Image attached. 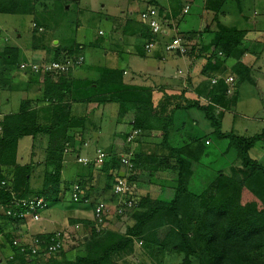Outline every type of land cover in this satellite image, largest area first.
Instances as JSON below:
<instances>
[{"label":"trees","instance_id":"trees-1","mask_svg":"<svg viewBox=\"0 0 264 264\" xmlns=\"http://www.w3.org/2000/svg\"><path fill=\"white\" fill-rule=\"evenodd\" d=\"M40 1L49 0H0V13H19L30 6L35 10ZM206 1V8L216 15L227 2ZM180 10L181 6L172 15L176 17ZM166 17L170 18V15ZM215 24L216 29L211 28L212 24L204 27L200 23L195 29L180 31L182 45L189 47L187 54L199 55L213 48L211 54L207 51L209 66H205L204 74H221L223 77L216 84L204 83L205 92H199L210 100L208 105L201 104L200 96L189 98L183 93L169 95V106L164 101L155 106L153 99L147 97L149 93L140 90L137 84L126 82L127 72L123 67L101 68L96 84L90 83L100 93L95 95L92 92L84 97V101L71 93L72 89L81 90L79 83L83 80L77 81L71 76V68L80 63H74L65 72L49 66L64 58H78L86 43L74 41L69 46L59 43L52 47L46 44L44 50L48 57L38 61L35 68L32 59L21 58L23 50L19 46L5 44L10 41L2 38L1 43L5 45H0V91L29 93L37 84L40 94H27L17 111L4 113L0 110V263L5 256L9 264H120L123 260L130 264L133 261L129 257L135 254L141 243L146 254L155 255L153 264H166L169 254L183 257L177 264H264V164L250 154L256 143L264 141V128L253 135L243 136L224 131L222 123L225 111L237 104L240 85L246 81L255 82L252 63L256 60L245 58L246 54L253 52L247 39L252 29L216 20ZM35 25L36 40L37 31L44 32L45 29L37 23ZM145 28L147 31L142 35L148 41L140 46L141 56L145 50L147 52L145 46L151 39L163 40L148 25ZM208 33L213 36L205 42L204 36ZM95 44L98 42L89 45ZM163 46L165 51H177L167 49L168 44ZM22 63L26 66L22 67ZM10 71L13 72L11 78L6 75ZM229 76L235 79L230 92V84L226 82ZM29 102H35L37 108H28ZM94 102L97 105L117 103L122 118L130 121L132 128L116 134L122 141V155L114 150L97 149L96 157H83L75 162L72 153L75 151L81 155L86 146L84 135L95 110L79 114V106L74 112L73 105L84 103L89 107ZM193 107L205 112L217 139H229V146L236 149L237 159L243 164L241 171L234 167L228 173L220 169L216 178L201 191H192L189 183L193 163L199 162L211 141L207 134L196 133L197 127L191 118H181L183 113H177L180 109ZM218 107L223 109L216 112ZM154 133L161 134L159 141L152 138ZM44 135L50 139L45 163L33 159L21 162L19 141L32 137L35 145L37 137ZM181 136L187 139L172 142V137ZM76 141H79L77 148ZM101 152L105 156L98 163L97 156ZM68 163L78 166L71 179L65 177L64 167ZM36 167L41 168L35 170ZM140 171H148L150 176L158 171L176 173L173 199L166 201L161 195L148 191L136 197L133 193L131 197L134 199L127 196L128 201L133 202L129 207L125 206V203L129 205L128 201L105 206V195H110L119 183L126 182L129 187L121 196L131 194L130 189L135 183L139 188L137 178ZM36 177H40L39 181H35ZM74 182L80 185V196H72L70 191L71 199L65 201V194L72 189ZM39 199H46L48 207L58 205V201L70 202L66 204L68 223L76 228L83 225L80 230L88 236L83 241L85 248L82 251L74 250L69 255L60 250L68 230L60 235L62 241L56 232L42 233L38 239L43 238V241L37 244L25 240V234H19V222L26 230L34 221L33 214L27 213L28 204ZM123 206L131 211L121 210ZM114 212L121 217L125 213L131 214L134 221L123 236L114 234L110 222ZM162 230L164 232L160 234ZM50 245H56V251H50Z\"/></svg>","mask_w":264,"mask_h":264},{"label":"rangeland","instance_id":"rangeland-1","mask_svg":"<svg viewBox=\"0 0 264 264\" xmlns=\"http://www.w3.org/2000/svg\"><path fill=\"white\" fill-rule=\"evenodd\" d=\"M228 1V7L233 6L235 9V4L237 3L236 0ZM43 3L44 4L38 3L36 5L33 14L0 15V31L3 33V37L10 41L5 44H11L13 46L16 44L19 46L23 50L21 58L32 59L34 63L38 64V61L47 56V53L44 50V45L47 44L52 47L51 44L55 42V40L52 39H58L60 41L59 43L62 45H64V43H69L72 39L86 43L87 46L84 49L86 62L83 65V69H87V67L92 66L94 63L112 66L116 65V63L122 59L132 61L135 58L133 54L126 53L124 50L126 44L121 41L125 31L124 28L121 24L119 30L113 28V25L117 26V28L119 25L115 20V17L124 18L128 16V13L123 14V10L128 9L130 4L129 0H79L78 2L70 0L69 3H66L65 1L60 2L51 0L44 1ZM199 5V2H197L196 5L192 6L189 13L179 17V19H181L179 27L177 25V27H175L176 20H171L169 22L160 17L161 28L158 30L160 32H158L157 35L168 39L167 41H164L165 44L171 43L175 37L180 38V31L184 32L195 29L199 27L200 23L202 24L203 21L204 25L205 21L207 22L208 20L209 22L212 19L209 18V15L205 16V18L200 16V12L205 14V11L203 8L201 9ZM68 6L69 8H67ZM136 6L140 5L138 4ZM136 6H134V8H136ZM244 6L245 17L239 16L238 13H229L227 20L230 19L232 24H237L239 27L243 28H246L251 24V20L260 21L257 26L258 28L252 29L249 32L251 37H258L261 40V46L256 44L251 47L253 48V52L251 53L250 59H256L253 66V77L255 82L251 83L250 81H246L240 85V98L238 104L234 109L227 112L225 120H223V129L225 131H233L235 134L249 136L260 132L264 128V0H244ZM134 16H137V13H134ZM222 18L223 16L220 18L221 21ZM36 23L40 27H43L45 31H37V39L35 40L34 26ZM250 35H248V38ZM204 38L205 42L210 41L209 34H206ZM92 42H98V44H95L94 46L89 45ZM5 44L1 43L0 45L4 46ZM119 44L121 48L119 47ZM53 45L56 44L54 43ZM32 46L36 48L32 49ZM257 51L258 54L256 53ZM174 54V51H168L165 52L163 60L155 58L157 64L164 63L168 65V71H166L167 69H164V73H160L156 68H152V72L149 73L151 74V78L148 81L157 83L168 81L173 85L177 82L175 86H180L182 82L179 80L181 79V76L185 75V72L179 73L177 70L179 69L178 66L174 67L170 62V58ZM116 55L119 56L118 60H116ZM68 59L75 60L73 57ZM137 59L139 58L137 57ZM181 67L186 69V66L184 65ZM91 69L96 74V71L93 68ZM129 69L131 70L135 68L129 66ZM97 71H99L98 68ZM6 75L11 78L13 72H7ZM203 75L205 76V74ZM201 78L206 79L202 76ZM98 79L99 78L94 79L93 84L98 81ZM90 83L91 80L80 82L79 86L81 90L76 91L72 89V95L76 97H86L92 92H99L98 89ZM88 85L89 87H87ZM31 92L35 94L38 93L37 96L40 94L39 91H30L29 93ZM29 93L11 90L0 91V110L3 112L17 111L21 100ZM7 95L8 100L6 101L5 99L7 98ZM200 100L203 105H208L210 103V100L207 98H201ZM176 101L177 99L174 100V102ZM34 104L35 102H29L27 103V107L32 108ZM33 108H37V106H34ZM216 112L218 111L216 110ZM177 113L179 115L183 113L180 116L181 118H191L195 123L194 126L197 127L196 133L200 135L207 134L208 139L211 141L210 144L206 146V153L199 157V162L193 163V175L190 178L189 183L192 191L203 190L216 178L218 174L217 171L220 169L227 173L232 167H234L235 170L241 171L243 164L241 160L237 159L236 149L229 146V139H217L212 133L214 128L211 121L206 117L203 110L198 108L180 109ZM122 117L123 115L120 113L119 105L117 103H106L102 105V108L100 106L95 110L88 123L86 134L84 135L87 143L85 144L86 146L83 147L80 157H96L97 149L107 151L114 150L121 153L122 146H120V142L122 141L119 136H116V134L119 132L126 133L130 130V125H128V122L125 121L126 119ZM37 138L35 145H33L32 137H25L19 141L18 152L20 154L19 160L21 162H29L33 159L38 162L43 161V164L45 163L46 154L49 151L48 142L50 139L45 135ZM172 138L174 139V141H172L173 143H180L183 141L184 136ZM149 139H151V137H149ZM154 139L156 140V138ZM77 143H79V141H76V148L79 147ZM76 153L77 152L75 151L72 153L75 158ZM250 154L264 164V141L256 143L251 149ZM79 166L81 167L80 164ZM40 168L41 167H36L35 170H39ZM64 168L65 177L68 179H71V176L75 177L74 172L78 168L77 164L74 165L68 163ZM138 174L137 179L139 180V189L136 187L138 190L137 193L144 194L145 192L151 191L153 194L159 195L160 189H163L160 194L161 197L166 201L173 199L175 189L172 186L175 183L176 175L166 174L164 171L155 172L152 176L149 175L148 171H140ZM40 177H36L35 181H39ZM162 180L167 181L162 182ZM36 186H39V184H36ZM134 187L135 186L132 187V194L134 193ZM127 189H129L128 185L125 190ZM70 191L72 192V189H69V191L66 192L64 198L65 201L71 199V195L69 194ZM125 199L126 201L129 200L128 198ZM68 203L70 204V202L58 201L56 203L58 205L50 206L44 210L43 213L41 212L39 217H34L31 226L26 230L23 229L24 224L22 225L19 222V234H25V240L31 243L33 237L32 241L39 240L38 235L41 233L47 234L49 232H56V234L59 235V240L62 241L60 235L68 230V235L65 236L63 242H61L62 247L60 250L63 249L64 252L69 255L73 253L74 250L82 251V249L85 248L83 241L87 240L88 236H84L80 230L83 225L76 228L68 223L66 206ZM104 204L107 206L108 203L105 202ZM128 204L129 205L125 204V206L129 207L133 202L128 201ZM117 205L118 204H115V206ZM121 210L125 211L126 209L123 206ZM126 211H131V209H127ZM110 222L115 229L114 234L116 236H123L126 234L128 226H131L134 223L131 214L126 215L125 213L121 217L115 212L113 213ZM162 232L164 231L162 230L160 234ZM40 241H43V238H40L39 242ZM50 251H52V249H50ZM129 258L133 261V263L130 262V264H153L156 260L154 254L145 253L141 243L138 244L135 254L131 255ZM182 258L181 255L169 254L165 263L177 264ZM1 259L2 258H0V260ZM0 264H9L5 256L4 261ZM120 264L128 263L126 260H123Z\"/></svg>","mask_w":264,"mask_h":264},{"label":"crops","instance_id":"crops-1","mask_svg":"<svg viewBox=\"0 0 264 264\" xmlns=\"http://www.w3.org/2000/svg\"><path fill=\"white\" fill-rule=\"evenodd\" d=\"M63 1H65L67 3L70 2V0H63ZM43 2L44 1H40L39 3L44 4ZM60 2H62V1H60ZM129 2H130V4H129L128 9L123 10V14L128 13V16L124 17V18L123 17H120V18L115 17V20L117 21V23L119 25H118V28H117V26L113 25V28L119 30L120 24L124 28L125 31H124V34H123V37L121 40L122 43L126 44V48H124V50L126 51V53L133 54L135 56V58L132 61L128 60V59L127 60L122 59L119 62H117L116 65H112V66L94 63L92 66L87 67V69H83V65L85 64L86 59H85V53L81 52L80 54L84 57V59L82 61L83 63L80 64L79 66H74L71 68V72H72L71 74L73 75L72 78L75 79L76 77H78L75 79L77 81H82V80L83 81H89V80L94 81V79L99 78L101 68H103V67H109V68H113V67L122 68L123 67V68H125V70L127 72V74L125 75L126 82H128L132 85L137 84V87H140V90H144V91H146V93H149V96H147V97H151V99H153V101L155 102V106H157L159 104V101H162V102L164 101L169 106L170 101L169 100L167 101V98L169 95L170 96L171 95H179V94L184 93L185 96L189 97V98H196L197 96H200V98H202V99L206 98V97H204L203 94L199 93L200 91L205 92L204 83L207 82L210 85L216 84L218 82V80L223 77L221 74L213 75V76H210V75L204 76L203 75L204 70L206 69L207 66H209L207 64L208 63V53L211 54V51L213 50V48L205 50V53H199V55H198V53H196V54L193 53V54L189 55V53L187 54L188 51L185 54H182L179 50L175 51V54L170 58V62L173 64L174 67L178 66L179 69H177V70L179 73L185 72V75L181 76V79L179 80L182 82V83L180 82L181 83L180 86H178V87L175 86L177 84V82L175 85H173L172 83H170L168 81L160 82V83L148 81L151 78V74H149V73L152 72V70H153L152 68H156L160 73H164V69L166 70L168 68V65H166L164 63L157 64V62L155 60V58H157L159 60H163L165 52H168V50L167 51L164 50V46H163L165 44L163 41H167L168 39L163 38V40L161 41L160 38L158 39V37H156V43L154 45L153 50H151V51L147 50L148 53L145 50L143 56L139 55L140 46L148 41L142 35V34H145L147 31L145 28V25H147V24L142 22V20L140 19L141 11L145 10L147 8H153L154 10L157 11V13L164 14L163 16H161L162 18H164V20L169 21V22L171 20H176L177 22L175 24V27H177L178 26L177 23L178 24L181 23V19H179V17L184 15V14L189 13L192 6L196 5L197 2H199V4H200L199 7L201 9L203 8L205 11V14L200 12L201 13L200 16L205 18V16L209 15V18L213 19V20L211 19L209 22L206 19L207 22L205 21L204 25H203L204 21L202 20L203 21L202 26L206 27V26H209L210 24H212L213 26H211V28L216 29L215 20H216V22L221 21L220 18L222 16H223V18H222L221 22L227 23L229 25H237V24H232L230 19L227 20L229 13H231V14L238 13L239 16H241V17L246 16V14L244 12V9H245L244 8L245 7L244 6V0H236L237 3L235 4V9L233 8V6L228 7L227 3L229 1L227 0L226 4L223 7L222 12L220 11L217 15L215 12H213V10H208L206 8V4H207L206 0H129ZM138 4L140 6H136ZM134 6H136V8H134ZM179 6H181V10H180V12L177 13V15L175 17L174 14L172 15V13H174ZM67 8H69V6ZM28 9L30 10L29 12H27ZM185 9H187V10H185ZM27 10L21 11L19 13H13V14H15V15L21 14L22 15V14H33L35 12V10H33V8L31 6L29 8L27 7ZM134 13H137V16H134ZM3 14H5V13H0V15H3ZM167 14L170 15L171 19L166 17ZM259 22H260L259 20H251V22H250L251 24H249L246 28L257 29ZM137 23H138V26L136 25ZM239 28H243V27H239ZM208 34H209V40H211L213 34L212 33H208ZM248 35H250V33H248ZM248 35H247V39L249 40L248 41L249 46H254L256 44L261 46L260 38L251 37V35L248 38ZM180 37L182 38V36H180ZM2 38H4L3 33L0 31V40H2ZM4 39H6V38H4ZM52 40H55V42H53V44L55 43L56 45L59 44V42H60L58 39H52ZM70 41H69V43H64V45L69 46L74 41L76 43L77 42L82 43V41H77L75 39H72ZM53 44H51V45L54 46ZM119 47H120V44H119ZM186 47L189 48L188 46H186ZM83 49H85V48H83ZM207 51H208V53H207ZM219 53L221 54L222 52H219ZM116 56H117L116 60H118L119 56L118 55H116ZM137 57L139 59H137ZM245 58H248L249 60H251L250 59L251 53L246 54ZM64 59L60 60V62L66 61ZM253 60L255 61L256 59H253ZM228 62L230 63V61H228ZM254 63L255 62H253L252 64H254ZM182 65L186 66V69L182 68L181 67ZM129 66H131L135 69L130 70ZM91 68H93L96 71V74L92 71ZM97 68L99 69V71H97ZM166 71H168V69ZM131 73L135 74V75H132ZM201 76L205 77L206 79L201 78ZM160 77H162V76H160ZM230 77L233 78V76H229L226 78V82H228L230 84V88H229L228 92L232 91L233 87L235 86V84L233 83L234 78L232 80H230L229 79ZM214 80H216V81L214 82ZM37 81H39V79ZM94 84H96V82H94ZM38 87H39V85L36 84L33 87H31L30 90L31 91L36 90L38 92V89H37ZM99 93H100V91L94 92L95 95H98ZM37 94H35V95H37ZM7 98H8V95H7ZM239 98H240V95H239ZM80 99H83L85 101L84 97H81ZM237 104H238V101H237ZM77 105L79 106L77 109V112H79V113L85 112V111L87 112L88 110L91 111L92 109L97 110L100 106L102 108V105H97L95 102L90 104L89 107H87L84 103H79V104L73 105L74 112L76 111ZM84 106H86V108ZM193 108H196V107H193ZM221 109H223V108L218 107L217 111L219 112V110H221ZM231 110L225 111L223 120H225L227 112H229ZM4 113H7V111ZM129 117L131 119L134 118V116H132V115ZM223 120H222V123H223ZM128 125H130V129H131L132 124L130 123V121L128 122ZM154 136L155 137H152V138H156V140H158V141L161 139L160 133H157V135H155V133H154ZM183 139L186 140L187 138L184 137ZM122 153L123 152H121L120 155H122ZM79 156H80L79 153H77L76 158H78ZM131 156H132V154H131ZM76 158H73V159L75 160ZM77 161L78 160L76 159L75 162H77ZM164 172L166 174L176 175V173H172L173 171H169V172L164 171ZM166 181L167 180H164V181L162 180V182H166ZM76 184H78V183L74 182L71 185L72 186V194L74 192L73 190H74V187L76 186ZM136 184L137 183L133 184V186L136 187L137 186ZM94 186H95V184H94ZM163 188H165V187H163ZM168 188H170V187H168ZM189 188H190V186H189ZM130 190H131V194H132V189H130ZM134 190H135L134 196H138L137 194H139V193L136 192V189H134ZM162 190L163 189H160V194H161ZM111 192H110L111 193L110 195H107V194L105 195V197L107 198V201L103 200V199H98V201L103 200L108 204H123V203H125L124 201H126L125 197L126 198L131 197V194H128V193L125 196H121L120 194L115 193L114 190ZM112 194H114V195H112ZM127 196H129V197H127ZM134 196L131 198L134 199ZM125 204H127V203H125Z\"/></svg>","mask_w":264,"mask_h":264},{"label":"built area","instance_id":"built-area-1","mask_svg":"<svg viewBox=\"0 0 264 264\" xmlns=\"http://www.w3.org/2000/svg\"><path fill=\"white\" fill-rule=\"evenodd\" d=\"M156 15V10L154 9H151L149 12H145L143 13V19L145 21L148 20V23L149 25L151 26V28L153 29L154 32H160L158 31L160 28H161V24L160 22L155 19L153 16ZM181 38H176L171 44L168 45V49L169 50H172V49H177L179 50L182 54H185L187 52V47L183 46L182 45V42H181ZM153 44L152 43H149L146 45V48L148 50H150L152 48ZM84 57L82 55H80L78 58H76L74 61L73 59H67L66 61L64 62H60V61H54L50 66L49 68L51 67H54L56 68V70H60L61 72H65L67 70H69V68L74 64L76 63L77 65L80 63H82ZM22 67H25L26 64L25 63H22L21 65ZM36 66H38V64L34 65V67L36 68ZM33 67V68H34ZM230 80H232L233 78L230 77L229 78ZM216 80H214L215 82ZM105 154L104 152H101L100 153V156L98 158V162H102L103 161V158H104ZM125 162H127L126 159H124ZM127 188V183L126 182H121L119 183L116 188L114 189V192L115 193H118V194H121L122 192L126 191L125 189ZM77 197V196H76ZM43 200L42 199H39L37 201H30V204H28L29 206V210L27 211V213H32L34 217H39V211L41 209V207L44 205L43 203ZM21 216V214L19 215ZM39 242V240H36L35 243ZM50 249L52 250H56V245H50Z\"/></svg>","mask_w":264,"mask_h":264},{"label":"clouds","instance_id":"clouds-1","mask_svg":"<svg viewBox=\"0 0 264 264\" xmlns=\"http://www.w3.org/2000/svg\"><path fill=\"white\" fill-rule=\"evenodd\" d=\"M151 9H153V8H147V9H145V10H142L141 11V14H140V19L142 20V22H144L145 24H147L149 27H150V29H151V31L153 32V33H155L156 35H157V33L156 32H154L153 31V29L151 28V26L149 25V23H148V20L147 21H145L144 19H143V13H145V12H149ZM157 16H159V17H157ZM155 19H157L159 22H160V13H157V11H156V15H154L153 16ZM161 24V23H160ZM176 39V37L173 39V41ZM172 41V42H173ZM171 42V43H172ZM149 43H152L153 44V46H152V48L150 49V50H148L147 48V50L148 51H151L153 48H154V45H155V43H156V39H153V40H151V41H149ZM149 43H147V44H149ZM171 43H169V44H171ZM168 44V45H169ZM146 47V46H145ZM168 47V46H167ZM168 49V48H167ZM98 158H99V155L97 156V160H98ZM78 160L79 161H81V160H83V157H78ZM100 163V162H99ZM74 192H73V194H72V196H80V185L79 184H76V186L74 187V190H73ZM43 200V199H42ZM44 205L41 207V209H40V211H39V216L41 215V212L43 213V211L44 210H46L47 208H49L48 207V204H47V201H46V199H44L43 200V202H42ZM42 234V233H41ZM40 237V236H39ZM31 242H34L35 243V240H33V241H31Z\"/></svg>","mask_w":264,"mask_h":264}]
</instances>
